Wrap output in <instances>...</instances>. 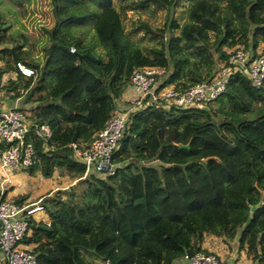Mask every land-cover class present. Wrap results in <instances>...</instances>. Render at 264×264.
I'll use <instances>...</instances> for the list:
<instances>
[{"label":"trees","instance_id":"trees-1","mask_svg":"<svg viewBox=\"0 0 264 264\" xmlns=\"http://www.w3.org/2000/svg\"><path fill=\"white\" fill-rule=\"evenodd\" d=\"M48 3L54 23L41 61L27 56V36L8 32L0 10V76L14 73L5 83L14 95L29 88V117L50 129L44 148L32 138L35 160L26 172L56 171L71 182L42 198L47 224L28 219L21 242L35 264H90L86 255L100 264H175L183 253L207 252L200 248L207 234H237V250L264 264V77L255 86L234 71L204 107L145 105L130 113L108 175L84 176L69 146L87 145L103 127L133 67L161 68L159 87L183 89L208 79L229 48L255 56L264 47V0ZM148 3L164 11L162 27L126 29L124 8ZM175 11L186 19L178 23ZM139 28L157 44L142 51L129 34ZM15 62L34 74L23 77Z\"/></svg>","mask_w":264,"mask_h":264},{"label":"built area","instance_id":"built-area-1","mask_svg":"<svg viewBox=\"0 0 264 264\" xmlns=\"http://www.w3.org/2000/svg\"><path fill=\"white\" fill-rule=\"evenodd\" d=\"M72 50L70 47L69 51ZM15 68L23 77L34 74L32 68L21 62H15ZM234 71L244 74L253 85L258 86L264 77V47L255 56L241 46L227 49L225 62L208 79L183 89L173 85L159 87L157 78L163 73L161 68L133 67L127 85L132 96L114 109L87 145L69 144L72 158L83 165V175L94 173L102 177L112 173L110 156L130 113L145 105L160 108L204 107L223 90L228 76ZM49 136L48 125L30 118L25 108H0V264H35L29 248L18 241L29 232L28 219H34L36 213L43 212V197L25 199L17 204L13 197L8 199L1 196L5 192L3 189L12 185L10 174L26 172L34 162L32 138L40 139L44 148ZM39 220L48 223L46 219ZM180 259L186 264H221L214 254L203 251L183 253ZM102 264L108 263L104 261ZM227 264H235L234 259L231 258Z\"/></svg>","mask_w":264,"mask_h":264},{"label":"rangeland","instance_id":"rangeland-1","mask_svg":"<svg viewBox=\"0 0 264 264\" xmlns=\"http://www.w3.org/2000/svg\"><path fill=\"white\" fill-rule=\"evenodd\" d=\"M112 2L114 7L118 8L117 6L122 3V0H112ZM124 9L126 19L123 21L126 29L130 28L132 23L137 24L139 22L145 23L152 29L155 27L160 28L164 22V11L161 8L154 7L151 3H148L142 8L125 7ZM0 10L3 12L5 19L10 23L8 32L20 31L27 36L26 44H24L25 49H27V56L34 61H41V47L47 41L46 31L54 23V16L50 10L48 0H21L20 2H16L14 0H0ZM174 15L176 17L178 16V23H181L186 19L183 14L180 15L179 11H175ZM70 31L72 33L78 32V30L73 27L70 28ZM129 34L134 43L137 44L142 51H145V47L157 44V39L153 36L154 34H147L141 28L131 30ZM89 36L90 32L85 34L86 38ZM262 48L263 45L260 43L257 46V50L259 49L258 51H260ZM9 77L10 74L7 73H2L0 76V84L3 85V87H0V91H4L6 94L11 89L10 86L5 85ZM28 93L29 88L21 91L23 101H25V97ZM28 104H30V102H28ZM17 174L18 173H16V175ZM16 175L10 174L12 185L8 190L5 189L2 198L11 199L12 197L26 195V200H35L38 197L51 195L57 189H63L71 183L66 175H59L56 171L50 177L46 178L41 177L38 172L28 175L25 171L20 172L18 175L21 180L17 178ZM24 175L30 178H23ZM35 217L37 220L42 218L45 220L46 218L44 211L39 214L36 213ZM210 235L216 237L215 235ZM236 237L237 234L233 239H225L223 236H217L219 242L234 248V256L236 254L238 261H240V263H244L246 259H249L245 256L244 250H237ZM18 242L22 244L21 240ZM227 246H225V248ZM86 257L90 260V264H100L99 261L89 257V255H86Z\"/></svg>","mask_w":264,"mask_h":264},{"label":"crops","instance_id":"crops-1","mask_svg":"<svg viewBox=\"0 0 264 264\" xmlns=\"http://www.w3.org/2000/svg\"><path fill=\"white\" fill-rule=\"evenodd\" d=\"M261 45H263V44L261 43ZM258 50L256 49V53L259 52ZM5 73L10 74V77L8 79H11V80L14 79V73L12 71L5 72ZM0 87H3V85L0 84ZM13 93L14 92H12V90L8 91L7 94L4 91L3 92L0 91V108L18 106L21 108H25L27 110L30 107V104H28V102L23 101V95L21 94V92L18 95H16V94L14 95ZM130 96H132V92L130 91V89L128 87H126L123 90V92L121 93V95L119 96V98L115 101V104H116L115 106H119L123 101H125ZM35 172H37V171H35ZM35 172H33V173H35ZM26 174L28 175L27 172H26ZM16 176H17V178L20 179L18 174ZM25 177H26V179L30 178V177L24 175L23 178H25ZM9 188L10 187H8V188L6 187L3 190H5V189L8 190ZM25 199H26V197H25ZM33 218H34V221H38L36 219V217H33ZM42 220H44V219L42 218ZM216 238H217V236L213 237L210 234L204 235L203 239L201 241V244H200V248L202 250H205V251L210 252V253L214 254L215 256H217V258L221 264H227L231 258L234 259L235 264H251V262L247 259L244 263H242V262L240 263V261H238L237 255L235 254V256H234V254H233L234 248L230 247L229 245H228L229 246L228 247L227 245L223 244L222 242H219L218 238L217 239ZM24 246L29 248V246H27V245H24ZM225 246H227L228 248L227 247L225 248ZM175 263L176 264H186L185 261H182L180 258L176 259Z\"/></svg>","mask_w":264,"mask_h":264},{"label":"water","instance_id":"water-1","mask_svg":"<svg viewBox=\"0 0 264 264\" xmlns=\"http://www.w3.org/2000/svg\"><path fill=\"white\" fill-rule=\"evenodd\" d=\"M85 176V175H84Z\"/></svg>","mask_w":264,"mask_h":264}]
</instances>
